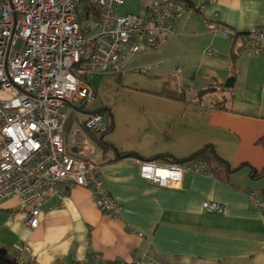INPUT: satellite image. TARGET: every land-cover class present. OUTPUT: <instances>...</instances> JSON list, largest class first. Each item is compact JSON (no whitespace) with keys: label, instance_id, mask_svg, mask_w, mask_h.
<instances>
[{"label":"crops","instance_id":"1","mask_svg":"<svg viewBox=\"0 0 264 264\" xmlns=\"http://www.w3.org/2000/svg\"><path fill=\"white\" fill-rule=\"evenodd\" d=\"M153 1H134L140 16ZM190 1L196 17L185 23L178 21L177 34L169 35L160 45L166 50L184 39L193 44L192 53L199 58L211 52L207 55L212 62L222 58L231 67L233 63L234 71L231 67L227 71V77L234 78L233 87L228 88L233 89L231 94H208L206 97L217 98L208 105L206 97L179 102L162 96V92L143 91L171 112L161 127L145 124V135L141 131L128 133V137H136L126 143L115 138L117 123L112 111H107L111 131L105 140L117 151L136 153L142 160L114 161L115 151L104 153L100 148L98 153L79 156L82 149L77 142L85 143V138L79 131L68 135V151L90 166H99V176L118 203L119 215L103 213L92 191L74 187L63 201L58 194L42 199L40 224L31 229L20 201L7 199L0 204V247L15 260L25 264H264V215L249 199L251 192L264 198V52L256 54L243 39L232 37V33L264 25V0ZM223 26L231 33L227 38L232 43L210 37L219 36L213 30ZM215 44L218 52L213 49ZM184 72L178 67L175 73L159 78H179ZM216 85L217 90L224 89L223 84ZM161 86L163 89L162 80ZM235 89H240V94ZM221 98L228 110L216 107ZM160 134L173 143L163 144ZM206 145L215 147L231 172L226 167L219 176L207 170L185 171L175 188L160 187L141 176L145 160L161 154L183 159ZM156 162L169 163L165 159ZM205 202H216L222 209L206 211Z\"/></svg>","mask_w":264,"mask_h":264},{"label":"built area","instance_id":"2","mask_svg":"<svg viewBox=\"0 0 264 264\" xmlns=\"http://www.w3.org/2000/svg\"><path fill=\"white\" fill-rule=\"evenodd\" d=\"M123 2L0 0V204L18 199L31 229L40 224L42 199L58 194L63 201L74 187L92 191L103 213L119 215L99 166H90L66 147L70 115L96 100V92L78 71L122 72L128 56L158 47L177 34L178 21L196 15L180 0H154L144 16H123L119 13ZM213 32L231 37L225 29ZM244 41L256 54L263 53L264 25L246 31ZM84 127L107 133L108 112L90 114ZM185 171L205 173L206 167L197 162L141 165L145 180L167 188L180 184ZM249 199L264 215V198L251 192ZM203 207L209 212L222 209L216 202Z\"/></svg>","mask_w":264,"mask_h":264},{"label":"rangeland","instance_id":"3","mask_svg":"<svg viewBox=\"0 0 264 264\" xmlns=\"http://www.w3.org/2000/svg\"><path fill=\"white\" fill-rule=\"evenodd\" d=\"M134 1L135 0H126L125 3L124 0L123 5H125H122L120 8V14L126 15L131 13L138 14L139 16L142 15V13L136 10V3ZM197 18L199 19V17ZM186 19L187 18L184 17L180 20V23L189 21ZM190 21L192 20L190 19ZM87 22L88 20L84 19L85 25ZM210 37L215 41L217 40V42L232 43L227 37ZM183 42L184 39L176 42L166 50H163L164 46L160 45L154 49H143V52H140L137 56H128L122 72L98 71L93 69L78 71L82 79L96 92V100L88 105V110H97L102 107L112 111L117 123L116 139L126 143L127 140L136 137V135L128 137V133L136 134V132L141 131L142 135H145V124L150 123L152 125L155 123L161 127L166 122L167 115L171 112V110L167 111L168 106L159 102L157 98H152L154 96L143 92H162V79L159 78L160 75L175 73L178 67L184 68L185 72L179 74V80L182 89L189 98V102L192 99L199 98V94L203 91L202 88L212 84H223L225 88V84L229 78H232V76L227 77V71H229L231 67L228 60L221 58L220 60L212 62L213 58L207 55L209 53H204L202 57L199 58V55L192 53L193 44L191 42ZM209 44L210 43H208V45ZM22 46L23 42H20L17 45V49H21ZM213 49L215 52H218L216 44ZM199 52L201 51L199 50ZM142 69H147L148 72L146 74L141 73L140 71ZM235 90L240 94V89ZM221 91H226L228 95L233 89H222L221 86V89L217 90V93L215 90L213 95L217 96ZM214 96L206 97L204 100L205 103L210 105L212 101H217V98L214 100ZM202 97L203 96H201V98ZM222 99L223 98H221V103H225ZM236 108L239 107L237 106ZM85 120V114H78V118L74 119L72 129L69 133V137H72L76 131H79V134L85 138V143L77 142L82 149L79 155L82 157L94 151L96 153L99 152V146L94 140V137L82 126V122ZM107 135L109 134H106L105 138ZM96 137L100 138L101 136L96 135ZM158 138L163 144L173 143L166 135L160 134ZM144 144L143 141L139 147ZM10 256L12 255L10 254Z\"/></svg>","mask_w":264,"mask_h":264},{"label":"trees","instance_id":"4","mask_svg":"<svg viewBox=\"0 0 264 264\" xmlns=\"http://www.w3.org/2000/svg\"><path fill=\"white\" fill-rule=\"evenodd\" d=\"M180 1L187 4L190 7H193V4L190 0H180ZM225 28H227V27H224V29ZM232 37H233V39H235V41L238 39L244 40L245 39V33H242V34H236V33L233 34L232 33ZM231 57L234 58L235 54L231 53ZM231 68H232V71H234L233 63H232ZM160 79L163 80V85H164L163 91L161 93L162 96L169 98V99H172V100H175V101H179V102H187L188 101V97H187L186 93L184 92V90L182 89L180 80L177 76L166 75V76H161ZM217 89L218 88H217L216 84L208 86L207 88L203 89V91L199 94V98H196V100L198 99L199 101H202L206 95L214 94L215 90L217 92ZM224 89H226V88H224ZM201 96H203V97L201 98ZM224 101H226V100H224ZM218 106H221L222 110H228L227 108H224L225 103H217L216 107H218ZM107 111H109V110L105 109V108H100L97 110H88V105L76 107L75 111L70 115L68 122L66 124L65 137H67L69 135L70 130L72 129V125L74 123V119L78 118V113L85 114V115L89 116L92 113L107 112ZM110 116L111 115H109V119H110ZM82 126L85 129V127H84L85 121L82 122ZM85 130L87 132H89L90 134H92V137H94V140L96 141L97 145L99 146V148L104 153H108L109 151H115L116 152V158L114 161L121 160L124 158H136V159H141V160L143 159L142 157H140L136 153H121V152L117 151L116 147L113 144H111L105 140V135L107 133L96 134V133L89 131L87 129H85ZM110 131H111V125H110V129L108 132H110ZM96 135H100L101 137L98 138V137H96ZM160 159H165L169 163H182V164L188 163V162L202 163L203 165L207 166L206 170L208 171V173H211L215 176H219L221 174V171L224 170L225 167H226L228 172L232 171V169L227 164V162L218 155V153H217V151L213 145H206L202 149H200L197 152H195L194 154H192L191 156H189L187 158H183V159H175L171 155L161 154V155H156L152 159L145 160V161L146 162H156ZM0 264H25V263H23V262L19 263V261L15 260L12 256H10V254L8 253V251L6 249L0 247Z\"/></svg>","mask_w":264,"mask_h":264},{"label":"water","instance_id":"5","mask_svg":"<svg viewBox=\"0 0 264 264\" xmlns=\"http://www.w3.org/2000/svg\"><path fill=\"white\" fill-rule=\"evenodd\" d=\"M234 85V78H229V80L227 81V83L225 84V88H232Z\"/></svg>","mask_w":264,"mask_h":264},{"label":"clouds","instance_id":"6","mask_svg":"<svg viewBox=\"0 0 264 264\" xmlns=\"http://www.w3.org/2000/svg\"><path fill=\"white\" fill-rule=\"evenodd\" d=\"M147 72H148V70H147ZM146 74V73H145ZM108 133V132H107ZM144 162H146V161H144ZM157 163V162H156ZM167 164H169V163H167Z\"/></svg>","mask_w":264,"mask_h":264}]
</instances>
